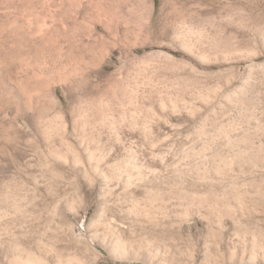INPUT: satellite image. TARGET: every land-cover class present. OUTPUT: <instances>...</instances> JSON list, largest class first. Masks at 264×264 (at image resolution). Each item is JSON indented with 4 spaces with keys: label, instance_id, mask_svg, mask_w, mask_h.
Instances as JSON below:
<instances>
[{
    "label": "rangeland",
    "instance_id": "374dc122",
    "mask_svg": "<svg viewBox=\"0 0 264 264\" xmlns=\"http://www.w3.org/2000/svg\"><path fill=\"white\" fill-rule=\"evenodd\" d=\"M0 264H264V0H0Z\"/></svg>",
    "mask_w": 264,
    "mask_h": 264
}]
</instances>
